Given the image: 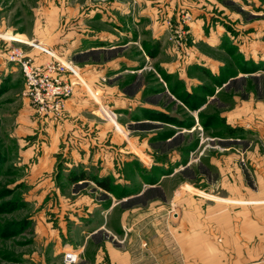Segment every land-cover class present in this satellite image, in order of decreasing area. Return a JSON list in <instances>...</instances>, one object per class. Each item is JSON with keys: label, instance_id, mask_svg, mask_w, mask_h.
<instances>
[{"label": "crops", "instance_id": "0c3cea01", "mask_svg": "<svg viewBox=\"0 0 264 264\" xmlns=\"http://www.w3.org/2000/svg\"><path fill=\"white\" fill-rule=\"evenodd\" d=\"M136 2L149 18L136 29L110 34L102 13L91 20L94 34L86 33L87 19L69 24L64 53L46 45L73 60L82 80L66 76L74 91L57 119L37 114L26 98L24 130L38 135L26 155L31 176L47 178L43 191L70 193L48 202L58 204L61 256L74 250L75 264H264V27L254 32L220 0H177L195 17L198 70L213 76L188 77L197 64L182 65V128L156 82L145 81L162 53L131 50L163 31L153 0ZM212 9L222 11L220 20H238L237 34L206 27ZM29 53L38 64L52 60ZM164 122L186 132L164 130ZM61 175L58 187L51 177Z\"/></svg>", "mask_w": 264, "mask_h": 264}, {"label": "rangeland", "instance_id": "374dc122", "mask_svg": "<svg viewBox=\"0 0 264 264\" xmlns=\"http://www.w3.org/2000/svg\"><path fill=\"white\" fill-rule=\"evenodd\" d=\"M220 1L231 11L241 13L242 22L246 20L250 24L249 28L264 27V0ZM137 4L136 0H0V264H61L60 249L65 240L58 217V204L49 207L48 202H57L63 197L62 194H70L64 190L59 192L57 188L43 191L47 178L31 176L33 162L26 155L28 146L37 142L38 135L24 130L29 109L24 95V79L18 65L6 60L7 49L17 46L28 52L37 51L31 45L34 43L52 47L61 45L58 48L63 52L66 49L63 35L69 24L82 17L89 21V25H84L86 33L94 34L99 28L91 20L102 13L105 20L103 28L110 34L136 29L138 26L135 22L138 25L141 20L143 24L145 19H149L142 15ZM153 4H156L154 21L162 28V33L158 38L155 35L149 41L130 46L131 50L136 47L148 52L151 50L150 53L155 57L159 51L164 55L162 57L161 54L148 64L146 69L149 72L145 81L156 82L158 98L181 118L178 119L182 124L179 127L184 128L182 65L202 62L190 33L195 17L186 8L178 9L177 0H153ZM111 5L114 7L112 10ZM210 12L216 15L204 20L206 27L223 24L226 28L230 27L233 34H237L235 26L238 20L223 21L220 20L222 11L212 9ZM204 24L203 28L206 29ZM76 27L78 33L79 25ZM181 30L184 32L180 37ZM254 35L250 34L248 38L251 40ZM227 47L229 51H236L235 45ZM66 60L74 63L73 60ZM167 62L171 65L170 69L169 66L165 68L164 63ZM198 68H201L199 64L196 65V71L190 67L184 74L193 78L194 74H201L204 78L213 77L205 66L202 71ZM220 75L226 73L221 72ZM35 112L29 115L37 118ZM162 124L158 126L164 130L186 132V128L183 130L165 122ZM182 135L186 138V133L179 134L170 142H179L183 139ZM51 178H54V185L63 187L62 175Z\"/></svg>", "mask_w": 264, "mask_h": 264}, {"label": "built area", "instance_id": "2783aa9c", "mask_svg": "<svg viewBox=\"0 0 264 264\" xmlns=\"http://www.w3.org/2000/svg\"><path fill=\"white\" fill-rule=\"evenodd\" d=\"M182 32L184 30H181L180 37ZM31 45L49 55L52 60L38 64L28 51L17 46L7 49L6 60L14 61L21 70L25 85L24 95L37 113L57 119L65 101L74 91L75 83L66 76H73L82 81L79 69L73 62L62 58L43 44ZM62 256L65 264H75L79 259L74 250L64 251Z\"/></svg>", "mask_w": 264, "mask_h": 264}, {"label": "trees", "instance_id": "16d2710c", "mask_svg": "<svg viewBox=\"0 0 264 264\" xmlns=\"http://www.w3.org/2000/svg\"><path fill=\"white\" fill-rule=\"evenodd\" d=\"M99 183L103 184L104 185V180L102 179L101 181L97 180Z\"/></svg>", "mask_w": 264, "mask_h": 264}, {"label": "bare ground", "instance_id": "6f19581e", "mask_svg": "<svg viewBox=\"0 0 264 264\" xmlns=\"http://www.w3.org/2000/svg\"><path fill=\"white\" fill-rule=\"evenodd\" d=\"M177 196V195H176ZM181 197V196H180ZM178 198V197H177Z\"/></svg>", "mask_w": 264, "mask_h": 264}]
</instances>
